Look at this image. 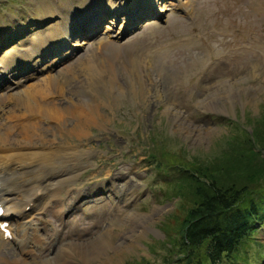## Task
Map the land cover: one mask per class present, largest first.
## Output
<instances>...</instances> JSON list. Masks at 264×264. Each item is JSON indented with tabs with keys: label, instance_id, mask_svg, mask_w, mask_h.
Segmentation results:
<instances>
[{
	"label": "rangeland",
	"instance_id": "rangeland-1",
	"mask_svg": "<svg viewBox=\"0 0 264 264\" xmlns=\"http://www.w3.org/2000/svg\"><path fill=\"white\" fill-rule=\"evenodd\" d=\"M59 1L62 6L53 0H0V82L12 85L11 90L0 86V132L14 130L10 141L2 139L8 149L1 155L18 147L39 151L21 147L18 132L23 129L20 123L36 117L31 118L17 100L4 98L30 85L40 86L47 76H60L74 62L78 68L87 57L93 74L84 77L79 71L63 84L62 95L47 100L68 108L78 100L100 107V115L84 128L81 140L75 136V144L62 145L80 153L68 164L74 167L28 192L27 197L43 195L28 203L31 209L23 219L10 220L25 224L31 239L24 245L10 221L12 234L5 241L0 237V244L11 251L0 264H42L54 254L63 264H187L177 250V234L195 204V186L184 169L214 173L227 161H245L247 148L252 151L249 156L259 158L258 164L264 160V149L250 145L254 133L264 130V0H135L134 5L130 0H105L101 5L112 10L106 19L95 14L94 5L101 0ZM118 5L125 7L117 9L123 18L116 20ZM131 6L141 10L122 25ZM93 9L103 18L101 27L89 15ZM65 13L71 19L83 17L82 28L77 25L72 34L77 39L54 44L50 33L63 25L60 18L70 20ZM121 26L124 32L117 39ZM100 41L109 46L100 51ZM45 42L56 51L44 53ZM39 50L44 61L34 52ZM13 61L19 64H13L11 75L3 64ZM29 63L36 66L27 68ZM40 122L41 135L35 140L45 150L53 145L59 128L48 119ZM246 168L240 164L242 180L249 184ZM37 169L46 171L43 166ZM255 170L259 182L250 186L264 191V166ZM28 173L26 179L31 180ZM48 186L54 190L47 191ZM247 196L242 203L254 194ZM261 224L235 258L225 257L218 264H264ZM44 242H50L47 255L39 260ZM195 260L198 263L192 264L207 263L202 250Z\"/></svg>",
	"mask_w": 264,
	"mask_h": 264
},
{
	"label": "bare ground",
	"instance_id": "bare-ground-1",
	"mask_svg": "<svg viewBox=\"0 0 264 264\" xmlns=\"http://www.w3.org/2000/svg\"><path fill=\"white\" fill-rule=\"evenodd\" d=\"M153 1L157 2L155 0H153ZM101 3H105V0H101L99 4L94 5L95 14H98L99 16H102L103 18L106 19V18L110 17V13L112 12V10L109 8H106L107 6L106 7L102 6ZM128 3H130L129 5H132V4L134 5L135 0H130V2H128ZM59 5L62 6L61 1H59ZM120 7H125V6L124 5H118V7L115 8L114 13H116V14H115L114 18L116 20H117V18L118 19L123 18V17H121L122 15L118 16V13H117L118 12L117 9ZM49 8H51V7H49ZM100 8H103V9H100ZM63 9H61V10H63ZM94 9L89 11L90 14L89 13H87V14H89L91 18L94 17L93 23L95 21H97V22L99 21L96 25L99 24V27H101L103 25V22H102L103 18H98L92 12V11H94ZM70 10L73 11V13L78 16V14L75 12V10H73L71 8H70ZM140 10H141V8L139 9V6H137L136 8H134L132 6L130 8H128L127 11L125 12V15H124V19H126V21H124L122 23V25L133 20V19H135L134 16H136V14L133 12H135V11L140 12ZM130 11H131V15H128L127 12H130ZM149 11H150V9H149ZM87 14L84 15V17H86ZM145 14H148L149 16H151L150 12H147V13L145 12ZM64 15H65V17H69L70 20H64V21L62 20L61 23H63V25L62 26L59 25L60 27H58V32L56 34L50 33V39H51L50 42H52L54 44H56L57 42L62 41V40L66 41L65 38H68V37L74 38L73 37L74 35H72V34L75 31V29L77 28V23L82 22L83 17L79 18V19H73V18L71 19L70 18L71 14L69 15L68 13H65ZM154 16H158V15L155 14ZM54 28L55 27H53L52 29H54ZM79 28H82V24L79 25ZM126 29L128 30L130 28L126 27L125 31H126ZM123 30L124 29L121 26V29L115 34L114 37H116L117 39H120L123 32H124ZM60 38H62V39L60 40ZM74 39H77V37ZM52 43H49V44H52ZM73 43H76V42H73ZM97 44H99V45L96 46V48H99L100 51L102 49H106L109 46V45H107L108 42H106V41H100ZM44 46H45L44 48H47V49H45L44 53H46V51L48 53H51V52L54 53V51H56V50H54V47H51V46L48 47L46 42L44 43ZM54 46H56V45H54ZM89 49H90V47H89ZM35 50H36V48H35ZM34 52L35 53L38 52L39 53L38 57H41L42 61H44L43 60L44 57L42 56L41 50L34 51ZM105 54H106V57L108 58L109 54L108 53H105ZM31 59H33V58H31V57L28 58V60H31ZM90 59L87 57L86 61L82 62L83 65L81 64L78 68H76V66H77V65H75L76 62H74L73 67H70L68 70L65 69V73H62L60 76H54V75L47 76L43 80V84H41L40 86H38V84L37 85H30V86L24 88L22 90V92L20 91V92H16V93H10L8 96H6V98H4L7 100H17L18 103L20 102V104H22L23 107H25L28 110L27 114H29V116H31L30 114H32L31 118L33 116L36 117V121H34V122L28 121L27 123L26 122L20 123V127L23 129L18 130V132L22 135V138H19V141L22 142L21 147H23V145H25L29 149L36 147L37 149L39 148V151L27 150V149L22 150L20 147H18L19 149L17 148L18 150H15L12 153H7L5 155H1V153L3 154L8 149V146H6V144H4L2 139H4V138L8 139V137H12L10 131L14 132V130H11V129L9 130L7 128V131H4V133L0 132V203L3 205V213L1 215L2 218L0 221H3V222L7 221L8 222V221H10V219L12 217L14 219H16L17 215H23L22 210H26L27 206L30 207V205L28 203L33 202V198L38 201V199L42 197V195H43L42 193L38 194L37 197H33V196L27 197L28 192L32 191V189L42 188L40 186L41 183H36V182H40V181H44V180L46 182H50L49 179L52 176L59 174L61 171H70V169L72 167H74V166L68 165V164H70L71 158L79 157L80 153L77 151L70 150V147L68 149H66L62 145L71 146L72 144H75V142H76L75 136H77V138L79 137L81 140L82 139L81 135L83 134L84 128H87L88 126H90L91 123L94 121L92 119L94 117L100 115L98 113L100 107L98 108L97 106L92 105V104H83L82 102H80L78 100H76V103H72V108H68V106H61V107L58 106L57 107V106H53L51 104V102H53V104H54V101L47 100V97L62 95L63 94L62 92L64 90L63 84L65 82H71V80H74L79 75L78 74L79 71L81 72L80 74H83L84 77H87L89 74L92 75L93 73H91L92 69L90 67L92 65H90V63H91ZM76 60H78V59H76ZM83 60H84V58H83ZM61 62H60V64H61ZM77 62H79V61H77ZM30 63H32V62H30ZM30 63L27 64L28 65V66H26L27 68L36 66V65H30ZM13 64L18 65L19 63H17L16 61H13L10 66H6V63L3 64L7 70L9 69L11 71V75L14 74L13 73L14 69L12 68ZM23 67H25V66H23ZM39 68H41V67H39ZM48 68H49V66H47V69ZM71 68H73V69H71ZM99 68H101V67H99ZM35 70H38V67L36 69L32 68L29 72L34 73ZM96 71H97V69H96ZM26 77H29V75ZM93 78L90 76V78L87 80L91 81L90 79H93ZM4 82L3 81L0 82V86H2L3 88H6V90H11L12 85H9V84L4 85ZM56 103L57 102H55V104ZM34 105L37 106L36 109H35ZM3 110L1 109V111H3ZM20 117H22V116H20ZM10 118H12V116H10ZM44 119H48L49 121H53L54 124L57 125L59 130H57V129L55 130V135H54L55 138L52 141L53 145L46 146L45 150L43 147V149L41 150L40 145H42V144L37 143L35 139L37 137H39V135H41V133L39 132L40 130H38L39 126L37 124L40 125V123H41L40 121L44 120ZM8 125H10V124H8ZM13 125H15V124H13ZM12 128H14V127H12ZM37 133H38V135H36ZM15 137H16V135H15ZM66 137H68V138L71 137L70 139L72 141L68 142L67 144H62L63 141L67 140ZM15 140H17V139H15ZM15 140L13 142H15ZM7 141H10V140L8 139ZM86 141H87V139H86ZM77 145L78 144H76L75 146H77ZM39 159L42 161L41 163L39 162ZM41 165L46 168V171L44 173H42L40 171L36 172V170H38L37 168ZM51 167H53L52 170L50 169ZM60 168H63V169H60ZM34 170H35V173H31ZM27 173L29 176L27 178H30L31 180L25 179L26 175H24V174H27ZM33 175H34V177H32ZM59 175H62V174H59ZM46 184L47 183H45V186H46ZM46 190L52 192V190H54V189H49V186H48L46 188ZM39 191H41V189ZM65 205L67 206V204H65ZM7 216H9V217L7 218ZM15 225H16L15 229L20 231L21 239L24 240L23 244L26 245L27 241H25V240H28L30 238L29 237L30 234H25V230L23 227H22L23 230H21L19 228L22 225L21 223L15 222ZM71 229H74V228H71ZM6 230H8L11 233L10 228L8 226H6ZM73 231H75V230H73ZM4 234H5V231L0 229L1 241H5ZM21 243H22V240H20V244ZM4 244H5L4 242H2V244H0V260H3V258L10 255L11 250L7 247L2 246ZM49 244H50V242H44L40 246L39 253L36 256V258H38L40 260V259L45 257L46 251H44V250L48 248ZM46 259H48V260L43 259L44 261L41 260L40 263L45 264L47 261H49V264H63L62 262H60V259L57 258L55 254L53 257H51V258L49 257Z\"/></svg>",
	"mask_w": 264,
	"mask_h": 264
},
{
	"label": "trees",
	"instance_id": "trees-1",
	"mask_svg": "<svg viewBox=\"0 0 264 264\" xmlns=\"http://www.w3.org/2000/svg\"><path fill=\"white\" fill-rule=\"evenodd\" d=\"M254 141L250 145L256 143L264 149V130L254 133ZM245 154V161H227L214 173H208V170L200 174L198 170L188 168L181 170L195 186L192 192L195 204L188 210L181 233L177 234V250L187 264L198 263L195 259L200 250L206 264H218L225 257L235 258L240 246L258 230L255 224L264 222L263 188L250 186L259 182L254 175L255 168L264 166V160L260 158L258 164V157L249 156L252 154L249 148ZM244 163L249 167L244 172L250 170L247 175L249 184L242 180L240 164ZM250 193L254 197L242 203L241 199Z\"/></svg>",
	"mask_w": 264,
	"mask_h": 264
}]
</instances>
